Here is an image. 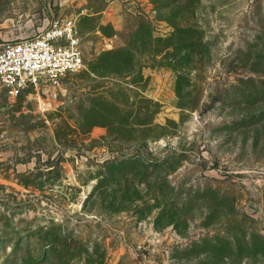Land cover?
I'll use <instances>...</instances> for the list:
<instances>
[{
  "label": "rangeland",
  "instance_id": "1",
  "mask_svg": "<svg viewBox=\"0 0 264 264\" xmlns=\"http://www.w3.org/2000/svg\"><path fill=\"white\" fill-rule=\"evenodd\" d=\"M58 17L84 67L0 83V264H264V0H0V49Z\"/></svg>",
  "mask_w": 264,
  "mask_h": 264
},
{
  "label": "built area",
  "instance_id": "2",
  "mask_svg": "<svg viewBox=\"0 0 264 264\" xmlns=\"http://www.w3.org/2000/svg\"><path fill=\"white\" fill-rule=\"evenodd\" d=\"M83 67L75 20L68 17L55 18L38 35L0 49V83L13 97L29 86L58 84Z\"/></svg>",
  "mask_w": 264,
  "mask_h": 264
}]
</instances>
